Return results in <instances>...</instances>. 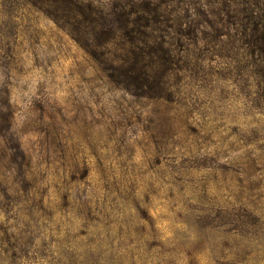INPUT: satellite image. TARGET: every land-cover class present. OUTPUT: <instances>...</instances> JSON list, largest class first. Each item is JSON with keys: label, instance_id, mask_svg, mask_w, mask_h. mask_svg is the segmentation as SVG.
Returning <instances> with one entry per match:
<instances>
[{"label": "rangeland", "instance_id": "rangeland-1", "mask_svg": "<svg viewBox=\"0 0 264 264\" xmlns=\"http://www.w3.org/2000/svg\"><path fill=\"white\" fill-rule=\"evenodd\" d=\"M52 11L96 69L88 113L71 83L56 94ZM10 20L34 54L28 144L12 112ZM151 46L180 94L146 72ZM132 73L152 108L173 116L186 102L201 137L183 170L167 167L163 204ZM0 264H264V0H0Z\"/></svg>", "mask_w": 264, "mask_h": 264}, {"label": "trees", "instance_id": "trees-1", "mask_svg": "<svg viewBox=\"0 0 264 264\" xmlns=\"http://www.w3.org/2000/svg\"><path fill=\"white\" fill-rule=\"evenodd\" d=\"M54 8L55 12H59L56 6ZM55 16L56 13L52 11L55 22L53 41L56 94H62L71 83L76 90L81 112L88 113L90 106L96 104V69L92 60L82 53L80 44L65 18L59 15L60 21ZM6 45L12 112L20 136L28 144L27 136L37 128L38 105L31 97L35 86L34 54L32 46L12 20L8 21L6 28ZM149 49L153 58L150 57L145 62L146 72L158 75L161 91L174 97L179 93L178 90L169 84L168 72L153 47ZM128 94L132 97L130 106L134 112L136 132L142 137L149 156L151 196L155 203L163 204L167 196L166 193L160 194L162 191L159 189L167 184V167L173 174L179 173L193 158L194 152L201 148L194 111L186 102L182 106H173L176 111L173 116L169 115L170 109L163 101L158 109L152 108L144 87L137 84L133 73L128 79Z\"/></svg>", "mask_w": 264, "mask_h": 264}]
</instances>
